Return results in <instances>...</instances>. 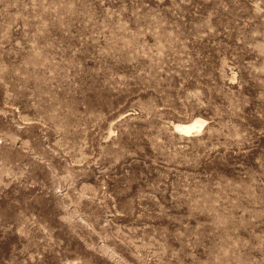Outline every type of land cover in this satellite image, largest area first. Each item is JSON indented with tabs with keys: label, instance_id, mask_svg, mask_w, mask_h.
Segmentation results:
<instances>
[{
	"label": "rangeland",
	"instance_id": "obj_1",
	"mask_svg": "<svg viewBox=\"0 0 264 264\" xmlns=\"http://www.w3.org/2000/svg\"><path fill=\"white\" fill-rule=\"evenodd\" d=\"M0 264H264V0H0Z\"/></svg>",
	"mask_w": 264,
	"mask_h": 264
},
{
	"label": "bare ground",
	"instance_id": "obj_2",
	"mask_svg": "<svg viewBox=\"0 0 264 264\" xmlns=\"http://www.w3.org/2000/svg\"><path fill=\"white\" fill-rule=\"evenodd\" d=\"M206 121L201 118H192L188 122L174 123L173 127L176 132L183 136H191L194 133H199L205 126Z\"/></svg>",
	"mask_w": 264,
	"mask_h": 264
}]
</instances>
